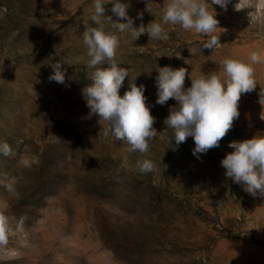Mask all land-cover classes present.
<instances>
[{
  "label": "rangeland",
  "instance_id": "374dc122",
  "mask_svg": "<svg viewBox=\"0 0 264 264\" xmlns=\"http://www.w3.org/2000/svg\"><path fill=\"white\" fill-rule=\"evenodd\" d=\"M121 2L130 3L138 27L160 22L167 0ZM238 2L226 11L212 5L220 27L213 35L222 43L213 51L202 49L206 37L179 25H164L166 41L147 34L134 41L107 23L120 36L117 63L129 70L120 95L129 81L144 85L155 117L159 134L141 154L105 138L108 123L89 116L82 95L94 71L85 67L82 38L93 0H0V143L12 149L0 154V214L11 229L0 264H264V198L226 178L220 164L231 141L264 134V0H244L248 8L236 11ZM112 6L104 5L105 14L115 21ZM252 52L262 61L253 65L256 90L241 95L239 118L219 147L198 159L193 139L177 145L164 124L177 102L156 104V68L185 67L192 78L216 72L223 80L225 58L251 63ZM54 60L67 68L64 84L49 80ZM144 159L153 172L138 171ZM13 180L9 192L4 185Z\"/></svg>",
  "mask_w": 264,
  "mask_h": 264
},
{
  "label": "clouds",
  "instance_id": "9594fccd",
  "mask_svg": "<svg viewBox=\"0 0 264 264\" xmlns=\"http://www.w3.org/2000/svg\"><path fill=\"white\" fill-rule=\"evenodd\" d=\"M112 3L111 12L117 17L106 15L105 4ZM93 0V12L90 24L84 26L83 43L87 48L89 59L85 65L94 69L89 79L91 84L82 90L86 106L90 109L89 116L95 115L100 121H106L108 127L103 129L104 137L113 136L116 141L126 142L129 153H147L150 143L159 134L153 127L155 117L152 116L146 104L145 86L129 81V89L120 95L125 78L129 77V70L118 65L117 49L120 36L107 29V23L123 34L130 31L134 41L141 35L147 34L149 40L166 41L169 34L164 25H179L183 30L193 31L206 37L202 49L212 50L221 46L220 36L213 35L219 25L217 13L212 5H218L227 10L231 0H167L162 8V19L155 20L147 26L143 22L134 26V19L129 16L130 3L121 0ZM236 11L248 8L244 0H239L234 6ZM211 8V10H210ZM149 13L150 10L146 9ZM137 19L143 20V12L137 14ZM124 21V22H121ZM251 63L225 58L221 64L225 79L216 72L192 78L188 69L170 66L157 67L155 77L157 88V105H165L170 99L177 103L170 107L169 115L164 124L174 130L176 144H182L191 137L194 141L193 155L200 158L210 149L219 147L220 141L232 129L233 123L239 118L238 104L242 94L256 90L255 68L253 65L261 63V56L257 52L250 55ZM186 63V61H185ZM60 60L49 64L53 69L49 80L64 84L67 68ZM107 65V67H103ZM189 76L191 86L185 88V78ZM259 104L264 106V88L259 93ZM233 149L220 161L225 169V177L242 187L252 197L264 198V134L254 135L250 139L231 141L228 145ZM0 154L9 156L12 149L7 142L0 143ZM20 164L31 167V160L22 157ZM137 169L141 173L155 170L151 160L137 161ZM4 186L11 192L13 184ZM24 218H21L22 227ZM11 232L8 218L0 214V245L7 243V236Z\"/></svg>",
  "mask_w": 264,
  "mask_h": 264
}]
</instances>
